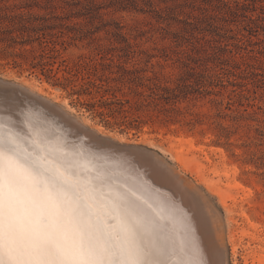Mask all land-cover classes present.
Instances as JSON below:
<instances>
[{"label":"rangeland","instance_id":"rangeland-1","mask_svg":"<svg viewBox=\"0 0 264 264\" xmlns=\"http://www.w3.org/2000/svg\"><path fill=\"white\" fill-rule=\"evenodd\" d=\"M217 3V0H0V78L19 84L28 80L31 86L43 88L50 99L42 96L63 106L81 122L83 118L89 119V125H85L95 130L100 127L106 136H113L123 144L137 145L142 154L145 151V161L152 150L159 152L165 163L173 165L181 175L186 174L197 186H193L197 197L193 198L197 208L194 214L200 213L202 217L214 211L208 213L211 221L208 215L204 219L216 224L225 234L224 264H264L263 83L236 76L238 84L233 85L225 76L226 85L194 83L185 89L190 91L186 97L180 96L175 102L164 104L155 94L149 95L150 91L142 95L128 84L112 81L113 89L125 101L126 110L117 112L107 123L98 113L88 110L85 104L88 95L72 94L73 83H67L66 87L56 85L53 78L48 79L33 67L34 56L42 47L32 28L38 21L29 17V13L52 17L51 22L79 28L83 39L62 49V55L70 64L81 54L107 50L114 53L117 60V55H123L124 48L131 45L136 50L146 49L159 55L154 58V69L159 73H174L175 79L188 70H195L203 73L208 83V76L221 72V67L228 64L226 61H240L243 55L248 58L264 48V21H244L241 17L237 22H223L211 15L218 12ZM247 21L259 25V31L251 34L249 28L244 27ZM10 42H15L13 47H7ZM58 75L62 76L63 71ZM241 92L246 96H240ZM181 140L197 148L205 173L226 189L235 202L231 204L226 200L229 204H225L219 195L207 189L198 175L180 170L171 146H178ZM172 141L176 143L171 144ZM161 168L163 164L158 170ZM199 204L206 208L201 210ZM226 223H230V228L235 227V231L239 230L236 255L231 251L227 236L229 224ZM244 229H249L251 234H243ZM254 255L261 256V260H255Z\"/></svg>","mask_w":264,"mask_h":264},{"label":"snow or ice","instance_id":"snow-or-ice-1","mask_svg":"<svg viewBox=\"0 0 264 264\" xmlns=\"http://www.w3.org/2000/svg\"><path fill=\"white\" fill-rule=\"evenodd\" d=\"M162 219L0 142V264H171L177 244Z\"/></svg>","mask_w":264,"mask_h":264},{"label":"bare ground","instance_id":"bare-ground-1","mask_svg":"<svg viewBox=\"0 0 264 264\" xmlns=\"http://www.w3.org/2000/svg\"><path fill=\"white\" fill-rule=\"evenodd\" d=\"M27 81L22 84L33 87L38 94L50 99V95L43 88L31 86L30 82ZM56 100L54 99V101ZM88 120L83 118L84 124L89 125ZM96 130L100 136L107 135L100 127H97ZM117 140L120 139L117 138ZM0 142L11 143L20 156L40 158L47 161L48 165L60 167L69 175L79 177L82 181L90 180L93 184L101 185L102 191L113 199L119 200L120 197H126L127 199L135 200L145 212L158 213L163 218L161 223L166 226L168 235L177 244L176 251L168 256L171 264H182L185 260L192 261L194 264L195 247L199 248L200 257L205 264H224L223 257L226 260V250H224L226 243L224 244L223 241L226 237L224 239L223 230L220 232L216 224L212 222L209 224L211 221L209 219L210 215H208L209 209V212L205 213L208 217L207 215L201 217L199 216L200 213L198 216L195 215L196 213L194 214L193 211L197 210L193 201V198H197L194 196L196 192L194 191L195 194L193 192L194 183L192 184V180L190 181V178L187 179L185 177L186 174L184 176V174L181 175L182 173L180 174L179 171H176L173 165L165 163L159 152L152 150L148 154L150 156L149 161L143 162L144 165L140 166L139 162L126 160L123 155H119L113 150L107 151L101 148L88 147L82 142L73 141L60 126H57L52 121L39 120L31 108L25 110L21 115L20 121L10 113L4 110L0 111ZM174 143L176 142L171 144ZM171 147H174L175 160L178 161L181 171L186 173L187 171L188 173L189 171L194 172V175H198L206 184L207 189L219 195L225 204H229L226 200H230L231 204L236 201L230 197L226 189L205 173L204 166L199 162V155L196 153L197 148L188 144L186 140H181L178 146L174 144ZM143 154H145V151ZM148 155L146 153V157ZM162 164L166 168L168 175L165 185L157 184L150 178L156 177V170ZM198 181L200 182V180ZM171 188L173 191H170ZM196 191L203 194L201 193L202 191ZM237 191L238 193L241 192V190ZM207 200L205 201L204 199L203 201L207 202ZM207 203L210 204L211 202ZM199 205L197 206L201 210L206 208L201 204ZM210 206L207 207L211 208ZM212 213L210 212V214ZM204 217H207L210 221H207ZM226 224H229L228 227L230 226V223ZM223 226L226 225L224 224ZM230 227L228 228L227 236L232 248L231 251L236 255L239 246L236 242V232L239 230L235 231V227ZM242 232L246 235L251 234L249 229H244ZM181 240L184 241L183 252L180 251ZM260 257L254 255L255 260H261Z\"/></svg>","mask_w":264,"mask_h":264},{"label":"trees","instance_id":"trees-1","mask_svg":"<svg viewBox=\"0 0 264 264\" xmlns=\"http://www.w3.org/2000/svg\"><path fill=\"white\" fill-rule=\"evenodd\" d=\"M217 2L218 12L211 15L223 22H237L241 17L244 21L246 19L251 22L264 21V0H217ZM23 15L27 14H21ZM28 16L38 21L37 24L32 25V28L38 34L36 40L42 47L41 52L34 56L33 67L46 75L48 79L53 78L56 85L66 87L67 83H73L72 94L88 95L89 100L85 103L88 110L98 113L107 123L111 122L110 117H114L117 112L126 110L124 109L125 101L113 89L112 81L128 84L130 88H136V91L138 89L137 92L142 95L150 91L149 95L155 94L158 101L164 104L175 102L180 96L186 97L190 91L185 89L188 90V87L194 83L203 86L226 85L225 76L233 85L238 84L236 76L264 84V48L248 58L243 55L240 61L235 60L234 63L226 61L228 64L221 67V72L208 76V83L205 81V75L195 70H188L185 75L174 79V73L161 72V74L154 69V58H158L159 55L146 49L136 50L131 45L124 48L123 55H117V60L116 55L107 50L91 55L81 54L73 64H70L62 55V49L83 39L84 35L79 28L66 23L51 22L52 17L35 16L32 13ZM53 18L57 19L58 16ZM244 27L249 28L252 34V32H258L260 26H254L247 21ZM230 30L233 29L230 28ZM12 43L15 44L10 42L7 47H13ZM157 62L160 63V60L158 59ZM60 71H63L62 76L58 75ZM150 71L152 74L149 73ZM76 81L79 83L76 84ZM78 85L79 88H75ZM233 91L236 90L233 89ZM239 95L246 96L242 92ZM126 102L129 101L126 100Z\"/></svg>","mask_w":264,"mask_h":264},{"label":"water","instance_id":"water-1","mask_svg":"<svg viewBox=\"0 0 264 264\" xmlns=\"http://www.w3.org/2000/svg\"><path fill=\"white\" fill-rule=\"evenodd\" d=\"M27 108H31L39 120H50L60 126L73 141L82 142L88 147L113 150L123 155L126 160L139 162L140 166L144 165L143 162L149 161V157L146 161L144 160L145 156L141 154L138 147L122 144L109 136H100L95 129L85 125L55 102L19 83L0 78V111L4 110L20 121L21 115ZM158 169L155 173L156 177L150 178L157 184L165 185L168 180L167 170L166 168H162L161 171ZM170 191L173 189L171 188Z\"/></svg>","mask_w":264,"mask_h":264}]
</instances>
